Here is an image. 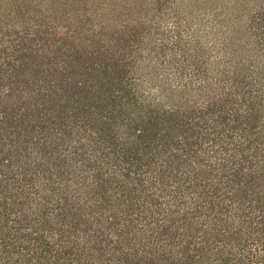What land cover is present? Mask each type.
I'll list each match as a JSON object with an SVG mask.
<instances>
[{
  "label": "trees",
  "instance_id": "obj_1",
  "mask_svg": "<svg viewBox=\"0 0 264 264\" xmlns=\"http://www.w3.org/2000/svg\"><path fill=\"white\" fill-rule=\"evenodd\" d=\"M200 1L0 20V264H264V32Z\"/></svg>",
  "mask_w": 264,
  "mask_h": 264
},
{
  "label": "rangeland",
  "instance_id": "obj_2",
  "mask_svg": "<svg viewBox=\"0 0 264 264\" xmlns=\"http://www.w3.org/2000/svg\"><path fill=\"white\" fill-rule=\"evenodd\" d=\"M208 2L210 3L212 0H208L206 3L200 1L197 4V11H220L221 14L229 15V17L232 13H236L233 20L225 23L227 27L239 28L248 17L253 18L252 22L249 23L251 36L243 35V45L247 43L251 46L255 43L253 40L257 39L259 32H264V13L261 12V15L252 16L254 11H264V0H214L211 4H208ZM154 6H156L155 0H0V13L3 14L0 15V20H8L11 18V12L21 11L22 19L18 13H14L16 17H12L9 23H12L14 18L15 22L21 19L22 22L31 23L35 19L41 18L43 20V17L51 15L50 21L55 22L57 25L58 19L54 14L62 13L65 14L63 23L67 22L72 25L77 17L76 12L96 11L98 13L97 11H106V19L112 21V24L110 23L109 25L114 28L120 23H123L122 26L124 24L128 25L129 22L136 19V14L142 11H155L153 9ZM115 11L121 14H119L117 19L113 20L111 15ZM131 14L133 15L130 16ZM241 15L243 20H241ZM145 18L147 17H142V19ZM230 21H232V25H230ZM58 26H61V24L58 23ZM244 28L246 29V26ZM221 35L222 37L224 36L222 33Z\"/></svg>",
  "mask_w": 264,
  "mask_h": 264
}]
</instances>
